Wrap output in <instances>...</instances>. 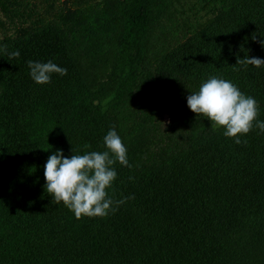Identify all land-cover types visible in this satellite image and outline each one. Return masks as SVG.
Wrapping results in <instances>:
<instances>
[{
	"label": "trees",
	"instance_id": "obj_1",
	"mask_svg": "<svg viewBox=\"0 0 264 264\" xmlns=\"http://www.w3.org/2000/svg\"><path fill=\"white\" fill-rule=\"evenodd\" d=\"M5 1L10 22L28 26L12 24L0 41V264H264V133L254 127L237 145L187 107L216 76L254 97L264 121V66L236 65L264 59V0H205L213 17L158 60L152 86L151 36L170 0L65 6L57 23ZM29 60L67 74L37 85ZM146 96L172 104L175 128H143ZM113 127L132 167L115 166L109 195L134 198L105 218L76 220L51 203L43 166L57 150L103 151Z\"/></svg>",
	"mask_w": 264,
	"mask_h": 264
},
{
	"label": "clouds",
	"instance_id": "obj_2",
	"mask_svg": "<svg viewBox=\"0 0 264 264\" xmlns=\"http://www.w3.org/2000/svg\"><path fill=\"white\" fill-rule=\"evenodd\" d=\"M264 47V41L261 42ZM18 50L10 58L19 57ZM30 77L37 85L51 82L52 74L64 76L67 69L49 60L46 63L27 61ZM236 65L245 69L252 65L264 66V59L257 57L237 58ZM187 107L196 116H203L213 130L223 129V136L242 143L253 128L264 133V121H259V104L254 97L247 96L231 81L212 76L201 83L199 90L187 97ZM246 143L247 141H243ZM50 147V146H49ZM88 144L85 149L90 148ZM103 151H88L84 154L65 157L57 150L48 156L43 166L44 191L54 205L63 204L76 220L83 217L105 218L118 207L134 197L114 200L109 189L117 178L116 165L129 164L127 148L115 128L103 137ZM132 178L130 177V180Z\"/></svg>",
	"mask_w": 264,
	"mask_h": 264
},
{
	"label": "rangeland",
	"instance_id": "obj_3",
	"mask_svg": "<svg viewBox=\"0 0 264 264\" xmlns=\"http://www.w3.org/2000/svg\"><path fill=\"white\" fill-rule=\"evenodd\" d=\"M106 1L107 0H19V3L21 2V8L19 10L24 8L25 12L35 14L38 17L40 16L46 22L50 21L57 23V16L61 7L67 6L76 9L86 5L102 6ZM5 5L6 1L0 0V41L5 36L14 35V25H17L19 28L28 26V23L21 22L20 19L18 20L17 18H12L14 24L11 23L10 19L6 16L4 10ZM212 17L213 11L211 7L206 5L205 0H170L167 9L155 25L151 36L150 54L147 59V66L151 68L150 74L153 77L146 82V85L152 86V82L154 84L155 82H159L157 73L158 60L166 52L188 38L198 25H204ZM95 67L98 81L107 80L108 71L106 67L98 65H95ZM108 89L109 88H107V90ZM107 101L106 99L103 100V105ZM139 105L141 109L137 111V120L145 119L147 122L143 128H148L154 123L161 133L167 130L169 131L172 127L175 128L177 126V119L171 116L172 104L168 106L167 103L162 100L161 96H157L154 99L150 96H146L144 100L141 99ZM149 115H151L152 119L148 117Z\"/></svg>",
	"mask_w": 264,
	"mask_h": 264
}]
</instances>
